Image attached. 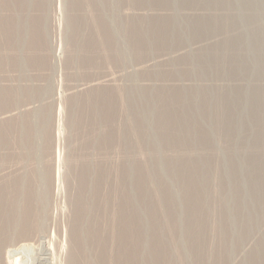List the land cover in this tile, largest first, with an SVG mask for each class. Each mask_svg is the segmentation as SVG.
Here are the masks:
<instances>
[{
  "label": "rangeland",
  "instance_id": "obj_1",
  "mask_svg": "<svg viewBox=\"0 0 264 264\" xmlns=\"http://www.w3.org/2000/svg\"><path fill=\"white\" fill-rule=\"evenodd\" d=\"M1 190L0 264H264V0H0Z\"/></svg>",
  "mask_w": 264,
  "mask_h": 264
},
{
  "label": "bare ground",
  "instance_id": "obj_2",
  "mask_svg": "<svg viewBox=\"0 0 264 264\" xmlns=\"http://www.w3.org/2000/svg\"><path fill=\"white\" fill-rule=\"evenodd\" d=\"M103 4H104V3H103ZM19 5H20V4H19ZM39 5H40V4H39ZM107 5H108V4H107ZM42 8H43V7H42ZM103 13H104V12H103ZM37 14H38V13H37ZM26 18H27V17H26ZM157 20H158V19H157ZM10 22H11V21H10ZM42 23H43V22H42ZM44 24H45V23H44ZM99 27H100V26H99ZM20 28H21V27H20ZM156 32H157V31H156ZM167 32H168V31H167ZM162 35H163V34H162ZM134 40H135V39H134ZM11 43H12V42H11ZM4 52H5V51H4ZM26 53H27V52H26ZM28 61H29V60H28ZM79 65H80V64H79ZM87 105H88V104H87ZM81 107H82V106H81ZM105 108H106V107H105ZM82 116H83V115H82ZM110 120H112V119H110ZM131 123H132V122H131ZM8 125H9V124H8ZM77 125H78V124H77ZM121 125H122V124H121ZM24 128H25V127H24ZM29 130H30V129H29ZM211 130H212V129H211ZM23 131H24V130H23ZM28 132H29V131H28ZM28 132H27V134H29ZM134 132H135V131H134ZM134 132H133V133H134ZM29 135H31V133H30ZM26 137H27V142L29 143V142H30V140H29V136L26 135ZM161 137H162V136H161ZM167 137H168V136H167ZM171 138H172V137H171ZM25 139H26V138H25ZM165 139H166V138H165ZM168 139H169V138H168ZM168 139H167V141H168ZM28 140H29V141H28ZM171 140H172V139H171ZM175 140H176V139H174V141H175ZM101 144H102V143H101ZM201 152H202V151H201ZM146 153H147V152H146ZM182 160H183V159H182ZM200 164H201V163H200ZM178 167H180V166H178ZM173 171H174V170H173ZM37 173H38V172H37ZM43 174H44V173H43ZM43 174H42V175H43ZM79 174H80V173H79ZM40 175H41V174H40ZM173 175H174V174H173ZM22 177H23V176H22ZM77 177H78V176H77ZM123 177H124V176H123ZM176 177H177V176H176ZM19 178H20V177H19ZM25 179H26V178H25ZM45 179H46V178H45ZM22 180H23V179H22ZM26 181H27V180H25V183H26ZM40 181H41V180H40ZM42 181H43V180H42ZM80 181H81V180H80ZM14 182H15V181H14ZM45 182H46V181H45ZM143 182H144V181H143ZM28 183H29V181H28ZM83 183H84V182H83ZM86 183H87V182H86ZM94 183H95V182H94ZM15 184H16V183H15ZM96 184H97V183H96ZM137 184H138V183H137ZM23 185H25V184H23ZM26 185H27V184H26ZM31 185H32V184H31ZM89 185H91V184H89ZM141 185H142V184H141ZM13 186H15V185H13ZM32 186H33V185H32ZM45 186H46V185H45ZM192 186H193V185H192ZM22 187H23V186H22V184H21V188H22ZM33 187H34V186H33ZM33 187H32V188H31V187L28 188L29 190H28V193H27V194H26V192H25V194H26V198H25V199H27V201H30V200H28V199H33V200H34V194H35L34 191H37V190H33ZM136 187H137V186H136ZM19 188H20V187H19ZM25 188H26V187H25ZM140 188H141V187H140ZM11 189H12V188H11ZM36 189H37V188H36ZM92 189H93V188H92ZM198 189H199V188H198ZM13 190H14V189H12V191H13ZM15 190H16V189H15ZM21 190H22V189H21ZM25 190H27V189H25ZM141 190H142V189H141ZM8 191H9V190H8ZM46 191H47V190H46ZM166 191H167V189H166ZM21 192H22V191H21ZM39 192H40V191H39ZM7 193H8V192H6V190H3V191L1 190V192H0V201H3V200H4V202H7V200H6V198H7V196H6ZM13 193H15V192H13ZM23 193H24V192H23ZM23 193H22V194H23ZM36 193H37V192H36ZM46 193H47V192H46ZM113 193H114V192H113ZM139 193H140V192H139ZM145 193H146V192H145ZM201 193H202V192H201ZM18 194H19V193H18ZM125 194L127 195V192H126ZM125 194H124V195H125ZM38 195H39V194H38ZM44 195H45V194H44ZM44 195H43V196H44ZM200 195H201V194H200ZM202 195H204V194H202ZM219 195H220V194H219ZM10 196H11V195H10ZM10 196H9V198H10ZM22 196H23V195H22ZM141 196H142V195H141ZM257 196H258V195H257ZM5 197H6V198H5ZM82 197H83V195H82ZM85 197H86V196H85ZM197 197H198V196H197ZM197 197H196V198H197ZM19 198H20V197H19ZM83 198H84V197H83ZM198 198H199V197H198ZM35 199H36V198H35ZM17 200H18V199H17ZM19 200H20V199H19ZM21 200H22V199H21ZM21 200H20V201H21ZM80 200H82V199L80 198ZM83 200H84V199H83ZM125 200H126V199H125ZM147 200H148V199H147ZM197 200H199V199H196V201H197ZM15 201H16V200H15ZM15 201H14V202H15ZM24 201H25V200H24ZM112 201H113V200H112ZM78 202H79V201H78ZM85 202H86V201H85ZM122 202H123V200H122ZM127 202H128V201H127ZM15 203H17V202H15ZM25 203H26V202H25ZM41 203H42V202H41ZM6 204H7V203H6ZM19 204H20V203L18 202V205H19ZM28 204H29V203H28ZM84 204H86V203H84ZM185 204H186V203H185ZM3 205L5 206V204H3ZM40 205H41V204H40ZM4 206H3V208H4ZM6 206H7V205H6ZM10 206H11V205H10ZM23 206H24V205H23ZM37 206H38V205H37ZM42 206H43V205H42ZM81 206H82V205H81ZM81 206H80V208H81ZM190 206H191V205H190ZM195 206H196V205H195ZM19 207H20V206H19ZM31 207H33V206L31 205ZM82 207H83V206H82ZM197 207H198V206H197ZM197 207H196V208H197ZM6 208H7V207H6ZM6 208H5V209H6ZM14 208H15V207H14L13 205H12V207H11L10 209L8 208V209L10 210V211L8 210V211L10 212L9 216H11L10 218H9V216H8V223H7V225H8L9 228H10V226H11L12 224H13L12 227H13L14 225H16L17 223H19V224L21 225V222H18L17 219L15 220V216L13 215V214H14V210L17 209L18 206H17L15 209H14ZM34 208H35V207H34ZM39 208H40V207H39ZM189 208H190V207H189ZM0 209H1V208H0ZM24 209H25V208H24ZM28 210H29V209H28ZM28 210H27V211H28ZM187 210H189V209H187ZM3 211H4V210H3ZM17 211H19V210L17 209ZM17 211H16V212H17ZM24 211H25V210H24ZM82 211H83V210H82ZM129 211H130V210H129ZM150 211H151V210H150ZM155 211H156V210H155ZM193 211H194V210H193ZM39 212H40V211H39ZM85 212H86V211H85ZM120 212H121V211H120ZM34 213H35V212H34ZM196 213H197V212H196ZM0 214H1V213H0ZM5 214H6V213H5ZM35 214H36V213H35ZM132 214H133V213H132ZM135 214H136V213H135ZM189 214H190V213H189ZM191 214H192V212H191ZM193 214H194V213H193ZM30 215H31V214H30ZM37 215H38V214H37ZM80 215H81V214H80ZM129 215H130V214H129ZM153 215H154V214H153ZM195 215H196V214H195ZM5 216H6V215H5ZM27 216H28V215H27ZM137 216H138V215H137ZM23 217H24V216H23ZM34 217H35V216H34ZM39 217H40V214H39ZM39 217H37V218H39ZM80 217H81V216H78V218H80ZM84 217H85V216H84ZM150 217H151V216H150ZM191 217H192V216H191ZM195 217L197 218V216H195ZM81 218H83V217H81ZM196 218H195V219H196ZM199 218H200V217H199ZM1 219H2V217H1ZM6 219H7V217H6ZM21 219H22V218H21ZM28 219H29V217H28ZM140 219H142V218H140ZM153 219H154V218H153ZM192 219H193V218H192ZM206 219H207V218H206ZM248 219H249V218H248ZM29 220H30V219H29ZM34 220H36V219H34ZM38 220H39V219H38ZM38 220H36V222H37ZM1 221H2V220H1ZM3 221H6V220H3ZM3 221H2V223H3ZM26 221H27V220H26ZM30 221H31V220H30ZM83 221H84V220H83ZM120 221H121V219H120ZM196 221H197V220H196ZM246 221H247V220H246ZM78 222H79V221H78ZM80 222H81V221H80ZM140 222H141V221H140ZM76 223H77V222H76ZM82 223H83V222H82ZM82 223H81V224H82ZM122 223H123V227H124V228H125V226L128 227V223H129V222H127L126 219H125L124 222H122ZM220 223H221V222H220ZM32 224H33V220H32ZM129 224H130V223H129ZM170 224H171V223H170ZM194 224H195V223H194ZM0 225H1V224H0ZM22 225H24V224H22ZM27 225H28V224H27ZM73 225H74V224H73ZM124 225H125V226H124ZM4 226H5V225H4ZM24 226H25V225H24ZM74 226H75V225H74ZM79 226H80V224H79ZM79 226H78V227H79ZM83 226H84V225H83ZM83 226H82V227H83ZM118 226H119V225H118ZM129 226H130V225H129ZM5 227H6V226H5ZM18 227H19V225H18ZM18 227H17V228H18ZM33 227H35V226H33ZM88 227H89V226H88ZM121 227H122V226H121ZM17 228H15L16 231H17ZM22 228H23V227H22ZM29 228H30V227H29ZM86 228H87V226H86ZM118 228H119V227H118ZM131 228H132V227H131ZM136 228H137V227H136ZM170 228H171V226H170ZM170 228H169V229H170ZM0 229H1V228H0ZM3 229H4V228H3ZM7 229H8V228H7ZM11 229H12V228H11ZM73 229H74V227H73ZM24 230H25V228H24ZM28 230H29V229H28ZM76 230H77V229H76ZM80 230H81L80 232H82V229H81V228H80ZM84 230H85V226H84ZM94 230H95V229H94ZM94 230H93V231H94ZM123 230H124V229H123ZM127 230H128V229H127ZM159 230H160V229H159ZM3 231H4V230H3ZM3 231H2V232H3ZM7 231H8V230H7ZM7 231H6V232H7ZM26 231H27V230H26ZM74 231H75V230H74ZM86 231H87V233H88V230H86ZM170 231H171V230H170ZM245 231H246V230H245ZM12 232H13V231H12ZM71 232H72V231H71ZM76 232H77V231H76ZM99 232H100V231H99ZM120 232H121V230H120ZM120 232H119V233H120ZM122 232H123V231H122ZM7 233H8V232H7ZM20 233H21V232H20ZM73 233H74V232H73ZM77 233H78V232H77ZM85 233H86V232H85ZM1 234H2V233H1ZM88 234H89V233H88ZM94 234H95V233H94ZM134 234H135V235H134ZM134 234H131L130 232H129L128 235L124 234V236H126V239H125L124 241H128V239H129L131 236H135V241H136L135 243H136V245L138 246V241H139V239L142 240V238H141V235L139 236V233H138V235L136 234V232H135ZM5 235H6V234H5ZM6 236L8 237L9 235H6ZM13 236H14V234H13ZM73 236H74V235H73ZM79 236H80V235H79ZM84 236H85V235H84ZM86 236H87V235H86ZM88 236H89V235H88ZM14 237H15V236H14ZM14 237H13V238H14ZM21 237H23V236H21ZM25 237H26V236H25ZM76 237H77V235H76L74 238H76ZM91 237H92V236H91ZM110 237H111V236H110ZM136 237L139 238L138 241H137ZM174 237H175V236H174ZM9 238H10V236H9ZM9 238H8V239H9ZM11 238H12V236H11ZM81 238H82V237H80V239H81ZM93 238H95V237H93ZM96 238H99V237L96 236ZM96 238H95V239H96ZM159 238H160V237H159ZM8 239H6V240L8 241ZM86 239H87V238H86ZM99 239H100V238H99ZM161 239H162V238H161ZM2 240H4V239L2 238ZM76 240H77V239H76ZM76 240H75V241H76ZM78 240H79V239H78ZM78 240H77V241H78ZM122 240H123V239H122ZM133 240H134V239H133ZM7 241H6V242H7ZM9 241H11V240H9ZM29 241H30V240H29ZM75 241H73V242H75ZM129 241H130V240H129ZM159 241H160V240H159ZM172 241H173V240H172ZM16 242H17V241H16ZM38 242H39V240H38ZM133 242H134V241H133ZM153 242H154V241H153ZM4 243H5V242H4ZM4 243H3V244H4ZM7 243H8V242H7ZM19 243H20V242H19ZM19 243H18V244H19ZM139 243H140V245H141V244H142V241H139ZM156 243H158V241L155 242V244H156ZM159 243H160V242H159ZM159 243H158V244H159ZM21 244H22V243H21ZM73 244H74V243H73ZM0 245H1V244H0ZM7 245H8V244H7ZM119 245H120V244H119ZM126 245H127V244H126ZM133 245H134V244H133ZM27 246H28V245H27ZM75 246H76V245H75ZM114 246H115V245H114ZM121 246H122V245H121ZM152 246H153V245H152ZM1 247H2V246H1ZM10 247H11V246H10ZM15 247H16V246H15ZM32 247H33V246H32ZM77 247H78V246H77ZM98 247H99V246H98ZM156 247H157V246H156ZM5 248H6V247H5ZM5 248H4V249H5ZM26 248H27V247H26ZM41 248H42V247H41ZM48 248H49V247H48ZM119 248H120V247H119ZM137 248H138V247H137ZM137 248H136V249H137ZM157 248H158V247H157ZM4 249H3V250H4ZM100 249H101V248H100ZM140 249H141V248H140ZM261 249H262V248H261ZM1 250H2V249H1ZM7 250H8V249H7ZM11 250H12V249H11ZM49 250H50V249H49ZM119 250H120V249H118V251H119ZM133 250H134V249H133ZM164 250H165V249H164ZM36 251H38V249H37ZM99 251H100V250H99ZM103 251H104V250H103ZM121 251H124V249H122ZM198 251H199V250H197V252H198ZM4 252H5V251H4ZM7 252H8V251H7ZM44 252H45V250H44ZM44 252H43V253H44ZM48 252H49V251H48ZM48 252H47V253H48ZM71 252H72V250H71ZM75 252H76V250H75ZM127 252H128V251H127ZM152 252H153V251H152ZM5 253H6V252H5ZM45 253H46V252H45ZM132 253H133V252H132ZM135 253H136V252H135ZM1 254H2V253H1ZM41 254H42V253H41ZM54 254H55V253H54ZM123 254H124V253H123ZM129 254H130V253H129ZM157 254H158V253H157ZM159 254H160V253H159ZM256 254H257V253H256ZM42 255H43V254H42ZM74 255H77V254L74 253ZM99 255H100V254H99ZM121 255H122V254H121ZM154 255H155V254H154ZM154 255H153V257H154ZM163 255H164V254H163ZM163 255H162V256H163ZM195 255H196V254H195ZM44 256H47V254H46V255L44 254L43 257H44ZM50 256H51V255H50ZM130 256H131V254H130ZM133 256H134V255H133ZM139 256H140V255H139ZM142 256H143V255H142ZM156 256H157V255H156ZM5 257H6V256H5ZM36 257H37V256H36ZM47 257H48V256H47ZM96 257H97V256H96ZM98 257H100V256H98ZM101 257H102V256H101ZM120 257H121V256H120ZM125 257H126V256H125ZM125 257H124V258H125ZM127 257H128V256H127ZM151 257H152V256H151ZM37 258H38V257H37ZM40 258H41V257H40ZM44 258H45V257H44ZM51 258H52V256H51ZM72 258H73V257H72ZM116 258H117V256H116ZM118 258H119V257H118ZM121 258H122V257H121ZM121 258H120V259H121ZM147 258H148V257H147ZM42 259H43V258H42ZM42 259H41V260H42ZM52 259H53V258H52ZM149 259H150V258H149ZM198 259H199V258H198ZM15 260H16V259H15ZM37 260H38V259H37ZM45 260H47V259H45ZM58 260H59V259H58ZM74 260H75V259H74ZM98 260H99V259H98ZM126 260H127V259H126ZM146 260H148V259H146ZM169 260H170V259H169ZM39 261H40V260H39ZM76 261H78V260H76ZM142 261H143V260H142ZM144 261H145V260H144ZM42 262H43V261H42ZM53 262H54V261H53ZM150 262H151V260H150ZM2 263H3V262H2ZM4 263H5V262H4ZM73 263H74V262H73ZM45 264H46V263H45ZM48 264H49V263H48ZM53 264H54V263H53ZM57 264H58V263H57ZM78 264H79V262H78Z\"/></svg>",
  "mask_w": 264,
  "mask_h": 264
}]
</instances>
